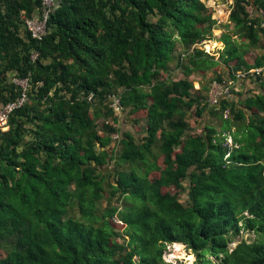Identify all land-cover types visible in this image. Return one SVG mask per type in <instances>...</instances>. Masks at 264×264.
<instances>
[{
  "label": "trees",
  "instance_id": "1",
  "mask_svg": "<svg viewBox=\"0 0 264 264\" xmlns=\"http://www.w3.org/2000/svg\"><path fill=\"white\" fill-rule=\"evenodd\" d=\"M41 2L0 0V103L28 82L0 130V264H171L174 242L192 264H264V92L208 101L213 79L264 64V0H233L219 59L196 47L216 24L203 0H58L35 39ZM113 98L142 112L137 134ZM208 106L221 129L194 132Z\"/></svg>",
  "mask_w": 264,
  "mask_h": 264
},
{
  "label": "rangeland",
  "instance_id": "2",
  "mask_svg": "<svg viewBox=\"0 0 264 264\" xmlns=\"http://www.w3.org/2000/svg\"><path fill=\"white\" fill-rule=\"evenodd\" d=\"M203 1L207 8L209 9L211 8L213 10L212 18L216 20V24L212 28V34L210 36H207L208 39H204V40L202 39L199 42V46L201 47V49H205L206 51H211V53L215 54L216 58L219 59L218 56L222 54L223 49H224L223 35L226 33H229L231 34L232 38L237 37L232 34L230 26H226L229 23L228 16L231 10V6L233 4V0H203ZM248 10L250 11L252 16L255 15L254 13H252L250 6H248ZM178 48L180 47L176 45L173 51L174 56L178 54V51H179ZM261 51L262 50L260 49H256V50L252 49L247 54V58L249 60H252L253 57L257 53L259 54ZM174 66L175 64L173 62L171 66L172 67L171 78L178 79L182 77L183 74L178 67L176 68ZM220 66L222 65L217 66L218 71L223 72V68H221ZM216 72L217 71H215V73ZM212 76H214V73L212 70H209V75L206 74L205 76H202L199 73H192L188 78L192 80L194 88H197L200 85H202V83L203 84L207 83L208 78H211ZM225 76H227V74H225ZM241 91L243 92L248 91L249 94H252V92H261V91L264 92V88L261 86V79H258L256 77V78H251L250 80L243 81ZM208 109H210V106L206 108V110L203 112V114L200 117L197 116L198 118L192 117L195 111L194 108L188 112V120L194 132L200 133L203 130L205 123L209 125H213L218 130L221 129L219 118L217 116L210 114ZM141 115H142V112L135 114V115H129V116H128V113H123V114L121 113L117 121L118 123L117 125L119 126L121 132L126 131V130H131L133 133L137 134V132L135 131L136 129L135 127L142 126L144 122L142 120H137V121H134V120L141 119V118H138ZM136 134H135V137H136ZM226 140L227 142L231 143V137L229 135L227 136ZM102 170H104L105 174L108 175L109 172H112V164L110 163V164L105 165L104 168H102ZM174 191H175L174 189H171V192H174ZM186 195H187V192L185 189V191L181 192L179 197L182 201H186L187 199ZM252 238H253V233L248 232L246 230L244 231L240 230V233L234 238V241L231 242L228 246L229 248H232L239 239L251 240ZM162 258L165 262H169L171 264H192L195 259V255L184 244L174 242V243H170L167 245Z\"/></svg>",
  "mask_w": 264,
  "mask_h": 264
},
{
  "label": "built area",
  "instance_id": "3",
  "mask_svg": "<svg viewBox=\"0 0 264 264\" xmlns=\"http://www.w3.org/2000/svg\"><path fill=\"white\" fill-rule=\"evenodd\" d=\"M57 4L58 0H42L39 12L23 17L24 25L30 32L32 38L40 39L46 33L47 19L50 12L55 9ZM257 13L264 16V11L262 9H259ZM260 26L264 27V20ZM196 47L201 48L199 46V42L196 43ZM35 56L36 54L33 53L32 57ZM258 75L264 77V64L247 70H238L234 73V77L222 76L221 79H213L208 92V101L210 106L218 107L223 98L233 97L236 93L241 91L243 81L256 78ZM13 82L21 87V92L14 100L6 103H0V130L7 129L10 114L15 109L21 107L27 100V79L14 77ZM110 105L113 107L115 112L118 114L121 113L122 106L119 98H113ZM227 113L228 112L225 111L224 115L226 116Z\"/></svg>",
  "mask_w": 264,
  "mask_h": 264
},
{
  "label": "bare ground",
  "instance_id": "4",
  "mask_svg": "<svg viewBox=\"0 0 264 264\" xmlns=\"http://www.w3.org/2000/svg\"><path fill=\"white\" fill-rule=\"evenodd\" d=\"M224 8V7H223ZM220 16V15H219ZM179 243V242H178Z\"/></svg>",
  "mask_w": 264,
  "mask_h": 264
},
{
  "label": "clouds",
  "instance_id": "5",
  "mask_svg": "<svg viewBox=\"0 0 264 264\" xmlns=\"http://www.w3.org/2000/svg\"><path fill=\"white\" fill-rule=\"evenodd\" d=\"M122 112V111H121ZM121 114V113H120Z\"/></svg>",
  "mask_w": 264,
  "mask_h": 264
}]
</instances>
